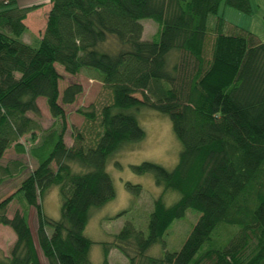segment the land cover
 Instances as JSON below:
<instances>
[{"label":"trees","instance_id":"1","mask_svg":"<svg viewBox=\"0 0 264 264\" xmlns=\"http://www.w3.org/2000/svg\"><path fill=\"white\" fill-rule=\"evenodd\" d=\"M221 2L251 11L250 0H48L43 30L24 40V19L39 4L0 0V181L26 168L0 197V225L14 233L0 264H43L38 246L46 264H113L112 251L125 264H264V41L220 14ZM147 17L158 23L151 37L143 36ZM57 65L70 74L93 67L108 92L97 105L76 107L80 126L67 123L66 105L83 85L71 80L60 88ZM39 98L52 118L45 127ZM143 108L169 117L178 159L172 167L131 165L152 173L162 191L147 227L126 220L99 241L94 261L85 225L92 207L115 194L108 160L145 135ZM10 146L28 151L34 166L18 157L3 163ZM53 185L58 217L42 205ZM125 186L141 193L138 182ZM190 209L197 213L191 228L178 248H168L164 235Z\"/></svg>","mask_w":264,"mask_h":264},{"label":"rangeland","instance_id":"2","mask_svg":"<svg viewBox=\"0 0 264 264\" xmlns=\"http://www.w3.org/2000/svg\"><path fill=\"white\" fill-rule=\"evenodd\" d=\"M19 3L39 4V6L30 10L26 15L24 22L27 27L20 37L24 40H33L44 28L49 7L48 0H19ZM250 4L252 9L250 13L245 14L247 18L241 19L228 14V12L226 16H230L235 22L237 21L236 23L244 27L249 24L252 28H255V32L264 41V0H250ZM223 5H225L224 2H221L219 5L218 11L220 14H222ZM141 21L143 24V36H153L157 31L158 23L149 17L142 18ZM57 67L62 72L60 88L71 80L80 81L83 85V90L77 96L75 102L66 105L67 123L80 126L84 119L81 114L76 112V107L80 105L87 106L90 103L97 105L108 97V92L103 87L97 73L90 70L94 69L93 67L84 66L80 72L75 74L64 71L59 65ZM38 100L42 105L40 121L43 127H45L50 124L52 118L42 98ZM138 118L145 130V135L141 139L127 143L110 157L107 162V170L112 177L115 194L104 204L92 207L89 219L85 225V233L94 240L90 249V256L94 261L100 260L102 255V245L99 241L109 238L110 233L116 232L126 220H131L135 226L142 229L147 227L153 198L157 197L162 191V186L155 182L152 173H139L131 165L143 160H151L166 167H172L178 159L180 145L172 131L169 117L155 109L143 108L139 110ZM20 140L26 144L27 149L30 147L31 141L26 134L20 137ZM65 141L66 143L72 142L69 131L66 132ZM14 157L21 159L27 169H30L35 164L34 159L28 151L17 153L12 146L6 150L2 162L6 163L7 160ZM24 174H26V168L18 175L0 181V197H4L14 190L21 176ZM126 180L140 183L142 186L141 193L134 196L126 188ZM166 197L170 200L176 196L174 193H168ZM45 200L42 204L44 211L50 216L58 217L60 197L57 185L51 186ZM15 206L16 204H11L9 212H12ZM196 216L197 213L190 209L187 210L184 216L171 223L164 235L168 248L176 249L181 245ZM28 218L34 237L36 238L37 219L34 206H31ZM13 235V231L8 226L0 225V251L2 253L8 252V248L14 239ZM158 248H160L159 245L155 244L152 250L157 251ZM38 250L43 264H46L47 260L40 246H38ZM111 257L113 264H125L124 258L118 252L112 251Z\"/></svg>","mask_w":264,"mask_h":264},{"label":"crops","instance_id":"3","mask_svg":"<svg viewBox=\"0 0 264 264\" xmlns=\"http://www.w3.org/2000/svg\"><path fill=\"white\" fill-rule=\"evenodd\" d=\"M251 9H252V7H251ZM227 12H228V14L233 15V16H235V17H239V18H241V19H242V18H247L246 15H245V14H247V12H243V11L237 9V8H234V7L230 6V5L225 4V5H223L222 15H223L224 17H226L227 19L234 21L230 16H226V13H227ZM250 12H251V11H250ZM250 12H248V13H250ZM247 20L250 21L249 19H247ZM234 22H235V21H234ZM236 22H237V21H236ZM246 26H247V28L250 27L249 29L255 31V30H254L255 28H252V26H250L249 24L246 25ZM246 26H245V27H246Z\"/></svg>","mask_w":264,"mask_h":264}]
</instances>
